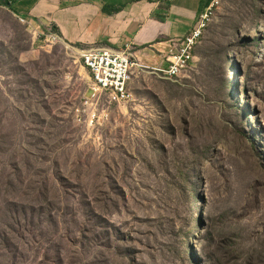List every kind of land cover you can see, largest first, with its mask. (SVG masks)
<instances>
[{
	"label": "rangeland",
	"instance_id": "obj_1",
	"mask_svg": "<svg viewBox=\"0 0 264 264\" xmlns=\"http://www.w3.org/2000/svg\"><path fill=\"white\" fill-rule=\"evenodd\" d=\"M27 26L0 33V264H264V0H217L126 102Z\"/></svg>",
	"mask_w": 264,
	"mask_h": 264
},
{
	"label": "crops",
	"instance_id": "obj_2",
	"mask_svg": "<svg viewBox=\"0 0 264 264\" xmlns=\"http://www.w3.org/2000/svg\"><path fill=\"white\" fill-rule=\"evenodd\" d=\"M212 0H0V12L11 22L0 23V33L20 28L28 41L34 31L51 27L77 51L104 47L127 51L141 67L138 75L166 68L176 41L193 26ZM26 22L22 23L21 20ZM0 38V42H1ZM2 43V42H1ZM131 81V82H132ZM131 87V84H130Z\"/></svg>",
	"mask_w": 264,
	"mask_h": 264
},
{
	"label": "built area",
	"instance_id": "obj_3",
	"mask_svg": "<svg viewBox=\"0 0 264 264\" xmlns=\"http://www.w3.org/2000/svg\"><path fill=\"white\" fill-rule=\"evenodd\" d=\"M215 4L217 0H212L199 14L189 31L176 41L166 57L169 65L156 70L159 76L174 80L190 68L195 48L203 37ZM37 32L42 42L56 43L60 40L51 27L39 28ZM79 60L91 74L95 92L103 93L109 101L115 102H126L133 98L130 87L133 69L142 66L132 59L130 53L125 50L113 51L104 47H90L79 52Z\"/></svg>",
	"mask_w": 264,
	"mask_h": 264
},
{
	"label": "bare ground",
	"instance_id": "obj_4",
	"mask_svg": "<svg viewBox=\"0 0 264 264\" xmlns=\"http://www.w3.org/2000/svg\"><path fill=\"white\" fill-rule=\"evenodd\" d=\"M77 51V50H76ZM79 52V51H78Z\"/></svg>",
	"mask_w": 264,
	"mask_h": 264
}]
</instances>
